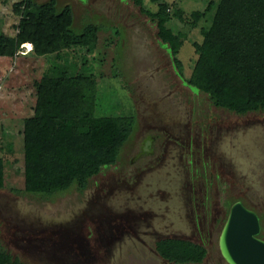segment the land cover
Wrapping results in <instances>:
<instances>
[{
	"label": "rangeland",
	"instance_id": "374dc122",
	"mask_svg": "<svg viewBox=\"0 0 264 264\" xmlns=\"http://www.w3.org/2000/svg\"><path fill=\"white\" fill-rule=\"evenodd\" d=\"M19 1L0 0V248L21 264H177L156 250L172 238L206 248L202 262L187 264H226L217 241L235 201L262 216L264 239V110L217 108L185 81L212 11L195 26L191 13L218 0H163L170 13L182 10L183 20L169 23L186 35L182 75L156 24L132 0H56L72 8L74 31L101 28L90 51L60 43L43 56L13 42ZM59 64L89 76L78 84L73 117L134 115L136 126L117 162L84 190L30 195L23 190V121L33 114L37 83Z\"/></svg>",
	"mask_w": 264,
	"mask_h": 264
},
{
	"label": "trees",
	"instance_id": "16d2710c",
	"mask_svg": "<svg viewBox=\"0 0 264 264\" xmlns=\"http://www.w3.org/2000/svg\"><path fill=\"white\" fill-rule=\"evenodd\" d=\"M132 1L156 24L158 38L182 75L178 54L186 35L169 26L172 18L183 20L182 10L170 13L163 0H150L157 4L155 10L144 0ZM13 7L20 15L13 42L32 46L36 55L49 54L51 46L60 43L90 51L97 42L101 27L88 23L74 31L69 5L58 8L56 0H20ZM210 11L209 25L201 28L202 41L193 44L197 59L185 81L206 94L217 108L238 115L264 110V0L209 3L204 11L191 13V25ZM1 44L2 37L0 55ZM59 65V70L53 67L37 83L33 114L23 121V190L30 195L46 197L73 186L84 190L92 177L117 162L136 126L134 115L73 117L78 84L89 76L72 75V69ZM3 187L0 158V189ZM259 219L263 224L262 216ZM156 250L163 259L177 264L200 263L207 254L202 245L172 238L158 241ZM0 264L21 262L0 248Z\"/></svg>",
	"mask_w": 264,
	"mask_h": 264
},
{
	"label": "water",
	"instance_id": "95a60500",
	"mask_svg": "<svg viewBox=\"0 0 264 264\" xmlns=\"http://www.w3.org/2000/svg\"><path fill=\"white\" fill-rule=\"evenodd\" d=\"M258 214L240 201L228 209L218 236V250L226 264H264V239L259 237Z\"/></svg>",
	"mask_w": 264,
	"mask_h": 264
},
{
	"label": "flooded vegetation",
	"instance_id": "af4514ba",
	"mask_svg": "<svg viewBox=\"0 0 264 264\" xmlns=\"http://www.w3.org/2000/svg\"><path fill=\"white\" fill-rule=\"evenodd\" d=\"M231 206V205H230ZM246 206V205H245ZM259 216V215H258ZM225 221V220H224ZM260 223H261V221H260ZM262 229H263V225H262V223H261V232H260V234L259 235H261V238H263V235H262Z\"/></svg>",
	"mask_w": 264,
	"mask_h": 264
},
{
	"label": "built area",
	"instance_id": "2783aa9c",
	"mask_svg": "<svg viewBox=\"0 0 264 264\" xmlns=\"http://www.w3.org/2000/svg\"><path fill=\"white\" fill-rule=\"evenodd\" d=\"M29 50H31V48H29Z\"/></svg>",
	"mask_w": 264,
	"mask_h": 264
}]
</instances>
